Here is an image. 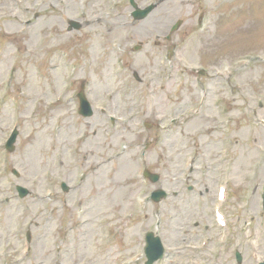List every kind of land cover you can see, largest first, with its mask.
<instances>
[{
  "label": "rangeland",
  "instance_id": "1",
  "mask_svg": "<svg viewBox=\"0 0 264 264\" xmlns=\"http://www.w3.org/2000/svg\"><path fill=\"white\" fill-rule=\"evenodd\" d=\"M18 1L0 0L1 247L17 245L20 232L25 239L30 231L34 251L21 264L55 263V243L61 237L67 239L62 242L66 250L62 264H77L82 259L89 264H143L141 257L132 261L130 256L142 253L137 249L140 232L156 228L166 246V255L157 264H215V253L220 257L216 264H238L234 243L229 256L225 255L226 237L221 247L207 242L215 232L212 226L205 228L213 197L206 190L215 192L226 167L219 162L220 149L226 159V136L241 177L249 171L257 152L264 162V0H136L140 7L156 5L150 15L133 24L124 23L121 15L110 22L91 21L94 11L81 19L79 8L90 6L92 0ZM99 4L104 7L103 0ZM25 6L31 9L26 12ZM36 13V23L26 28L24 21ZM178 21L182 25L173 34V44L165 43V35ZM73 22L81 28L70 30ZM116 23L122 27L114 28ZM175 43L176 57L171 65H162V56ZM139 45L140 50H135ZM253 53L260 54L263 62L237 79L233 85L236 94L220 89L229 63L238 59L233 65L238 66V61ZM117 61L125 67L116 69ZM246 64L248 68L254 65L250 61ZM73 68L76 74L69 78ZM202 68L208 75L198 74ZM82 81L88 83L86 91L94 102H108V115L95 110L91 118L84 119L77 112L75 98L69 104L56 103L59 96L68 97L66 86L70 95L77 94ZM114 91L108 99V93ZM219 98L230 104L231 115L226 119L231 116L232 123H227L231 132L215 123L221 112L216 106ZM199 105L205 110L201 117L184 116L182 125L171 132L157 129L156 119L162 118V125H166L168 119L183 116ZM111 115L117 126L110 129ZM128 117L134 118L121 125L120 120ZM145 119L151 121L152 128H142ZM53 123L60 125L58 133ZM16 126L19 134L14 151L6 153L3 143ZM139 132L144 137L140 145ZM156 133L161 135L160 143L154 141ZM146 142L150 143L147 149ZM73 147H77V154ZM143 150H147L144 155ZM56 152L63 153V165L54 162ZM74 154L87 170V184L81 191L88 207L87 222L78 228L71 216L63 213L49 225L46 178L51 169L74 178L71 170H63ZM144 166L158 174L160 181L140 183L136 175H141ZM12 169L18 171V177ZM181 173L183 178L191 173L193 180L182 184ZM238 180L235 199L239 198ZM17 185L26 187L30 194L20 199ZM117 188L120 197L116 196ZM157 188L166 190L168 198L151 202L147 211L140 212L144 209L141 203L134 205L139 193L146 195ZM257 208L255 204L254 210ZM128 213L134 214L129 220L125 218ZM256 214L254 211L252 224L247 226L254 233L243 236L247 245L238 249L244 257L241 264L264 262V215ZM103 216L114 217L117 239L112 248L102 249L98 243L95 220ZM239 225L237 231L245 226ZM79 243H84L83 248Z\"/></svg>",
  "mask_w": 264,
  "mask_h": 264
},
{
  "label": "flooded vegetation",
  "instance_id": "2",
  "mask_svg": "<svg viewBox=\"0 0 264 264\" xmlns=\"http://www.w3.org/2000/svg\"><path fill=\"white\" fill-rule=\"evenodd\" d=\"M106 1L107 0H103V3H104V7L103 8H101V6L103 5H100L99 4V0H92L91 2H89L90 3V6H86L85 4H83V18H84V20L85 19H87V18H89L90 17V14H91V12L92 11H94L95 12V16H97L98 14H106L107 16H109L111 19L108 21V22H110V21H114L115 19H119V16L117 15L118 13H116L115 15H114V17L113 16H111V11H103L105 8H106ZM93 3L94 4H96L97 5V7H95L94 5H93ZM91 19V18H90ZM120 19H123V22L124 23H126V24H128L126 21H125V16H121V18ZM100 20H102V18L101 17H97L96 19H91V21H95V22H99ZM133 24V23H132ZM118 26V23H116V25L114 26V28H116ZM121 44V43H120ZM84 202V201H83Z\"/></svg>",
  "mask_w": 264,
  "mask_h": 264
},
{
  "label": "water",
  "instance_id": "3",
  "mask_svg": "<svg viewBox=\"0 0 264 264\" xmlns=\"http://www.w3.org/2000/svg\"><path fill=\"white\" fill-rule=\"evenodd\" d=\"M152 8H153V7H150V8H148L147 10H145L144 13L141 14V16H142V17L146 16V15L152 10ZM75 27H76L77 29L79 28L78 25H75ZM13 141H14V140H13ZM10 149L13 150V147L11 146ZM152 179L156 180L157 177H154V176H153ZM19 190H20V192H21L22 195L26 194V191H25L23 188H20V187H19ZM152 248H155V249L157 248L156 239H152V242H151V244H150V246H149V248H148V252H149L150 254H152ZM154 252H155V251L153 250V253H154ZM160 252H161V250H160Z\"/></svg>",
  "mask_w": 264,
  "mask_h": 264
},
{
  "label": "bare ground",
  "instance_id": "4",
  "mask_svg": "<svg viewBox=\"0 0 264 264\" xmlns=\"http://www.w3.org/2000/svg\"><path fill=\"white\" fill-rule=\"evenodd\" d=\"M10 6H11V5H10ZM119 27H120V26H117V28H119ZM12 28H13V27L11 26L10 31L12 30ZM132 157H133V156H132ZM128 164H129V163H128ZM128 164H126V167L128 166ZM237 174H238V170H236L235 174H233V177H234V176L237 177V176H236ZM171 176H172V174H169V175H168V177H171ZM116 196H118V197L122 196V193L118 192V188L116 189ZM91 207H92V206H91ZM89 229H91V228H89ZM92 229H93V228H92ZM84 236H85V235H84ZM84 236H83V237H84ZM83 237H82V238H83ZM79 244H80V245L82 246V248H83V244H84V243H82V244L79 243ZM80 253H82V250H80Z\"/></svg>",
  "mask_w": 264,
  "mask_h": 264
}]
</instances>
